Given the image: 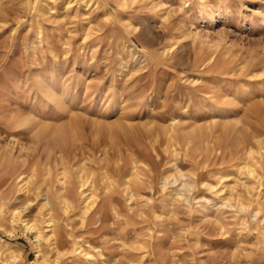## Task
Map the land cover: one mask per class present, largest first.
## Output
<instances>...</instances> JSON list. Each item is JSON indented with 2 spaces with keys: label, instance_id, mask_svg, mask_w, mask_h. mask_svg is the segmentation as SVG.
Listing matches in <instances>:
<instances>
[{
  "label": "rangeland",
  "instance_id": "1",
  "mask_svg": "<svg viewBox=\"0 0 264 264\" xmlns=\"http://www.w3.org/2000/svg\"><path fill=\"white\" fill-rule=\"evenodd\" d=\"M226 125L264 140V0H0V264H264V143L217 158Z\"/></svg>",
  "mask_w": 264,
  "mask_h": 264
},
{
  "label": "bare ground",
  "instance_id": "2",
  "mask_svg": "<svg viewBox=\"0 0 264 264\" xmlns=\"http://www.w3.org/2000/svg\"><path fill=\"white\" fill-rule=\"evenodd\" d=\"M122 6H124V4ZM49 97H50L49 99L52 102H54L56 104L58 103V99H57V97L55 96V94L53 92H51L49 94ZM18 123L20 125H22V126H28V127H31L33 129L37 130V133H36L37 137L44 138L50 143L51 146H53V147L56 146V147H60V148H62L63 146H66L67 144H69L70 141L75 140L76 135H77V131H78V128H79V123L78 122L75 123V124L72 123V124H66V125L62 124V125H44V126H41V125H39V123L35 122V120H33L31 118L30 119L26 118L24 120H19ZM225 128H226V133H227V138H226L227 139V144H225V141H218V138H216V140H215L216 147L213 149V151L216 152V155H217L216 157L217 158H219V157H221V159H229L230 158V160H232V158H234L236 156L239 157V155H240V157H244V156H247V155L250 156V155L255 154L257 152L256 151L257 148L261 147L262 144L264 143L263 142L264 141L263 138L261 136H259V135L258 136H254V135L249 134V135H244V137L240 138L239 133L234 135V133L236 131L233 130V126L229 127V126L226 125ZM114 132L119 134V135H123L128 141H131L132 138L134 137V131L132 130V128L120 127V128H118L117 131H114ZM196 133L197 132L193 130V131H191L190 135L194 136V135H196ZM88 152H89V150L82 148L80 153H78V154L75 153L73 155V157H71L70 160H69V162H70L69 163V167H71L72 170L75 171V173L77 175H79V176L83 175V177L80 176L81 177L80 179H82V181H80V183L78 184L77 189L79 187L80 188H84L88 184V179L86 178V176L88 175V173H91V170L87 167L88 165H86V163L84 162L85 158H86L85 155ZM90 155H91L90 157H93L92 154H90ZM103 155H107L106 152ZM99 159H101V158H99ZM135 162L136 161L134 159H132V158H129V159L125 160V161H123L122 159H118L116 161V163H119L118 167H114L117 176L125 174V169L127 168V165H129V164L133 165V164H135ZM100 163L98 165L101 167V170H102V169L105 168V166H104L105 164L104 163H106V161L103 159ZM58 165L59 164H56V163L53 164V162L47 163L45 165V168H46L45 170L47 171V175H50L51 171L54 170ZM134 171L138 173L137 169L136 170L134 169ZM158 172L154 173V178H152V180L150 182L151 184H153V182L156 183V180H158V176L160 175V174H157ZM11 176H15L14 181H16V183L23 182L22 181L23 180V175L22 174L18 173L16 175H11ZM84 178H86V179L84 180ZM56 181H57V179H56ZM120 181H121V178H120ZM9 182H10V179H7V181H5L3 185H8ZM102 182H103L102 180L99 181V182L96 181V183L94 182V187H101L102 184H103ZM131 183L132 182L129 181L127 183V185H131ZM56 184H58L61 187V188H59L60 191L65 190V192L70 193V191L76 190L75 189V185H73L71 183H70V187L69 188H65L66 183L61 181V180H58L57 183H54V181H53L51 183V186L55 187ZM66 196H68V194ZM63 198L64 197H62V199ZM91 205H93V203ZM14 215H16V213H14ZM49 217H50V222L55 221V219L57 218L56 214L55 213L52 214L51 212L49 213ZM27 229L31 230V231L32 230H37V235L38 236L41 234L40 230H38V228H36V226L32 225V226H29ZM52 232H54V231H52ZM54 235H55V232H54ZM49 240L47 239V242ZM57 240H59V239L57 238ZM54 244H56V243H54Z\"/></svg>",
  "mask_w": 264,
  "mask_h": 264
}]
</instances>
